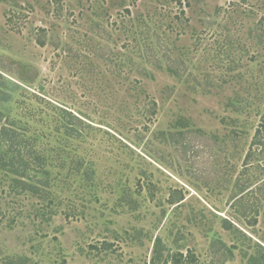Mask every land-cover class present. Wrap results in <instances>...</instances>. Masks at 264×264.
<instances>
[{
  "label": "rangeland",
  "instance_id": "obj_1",
  "mask_svg": "<svg viewBox=\"0 0 264 264\" xmlns=\"http://www.w3.org/2000/svg\"><path fill=\"white\" fill-rule=\"evenodd\" d=\"M263 115L264 0H0V264H264Z\"/></svg>",
  "mask_w": 264,
  "mask_h": 264
},
{
  "label": "trees",
  "instance_id": "obj_2",
  "mask_svg": "<svg viewBox=\"0 0 264 264\" xmlns=\"http://www.w3.org/2000/svg\"><path fill=\"white\" fill-rule=\"evenodd\" d=\"M56 109H57V108H56ZM57 110L59 111L60 115L63 114V117L66 118V119H68V124H69V125H67V127H66V131L69 133V134H68L69 136L72 135V132L74 131V130H73V127L70 126V125H79V126H82V127H84V126H86V127H90V126H88V124H87L86 122H84V121L81 120L80 118L74 116L73 113H71V112H67V111H65V110H60V109H57ZM71 121H74V122H71ZM75 122H76V123H75ZM8 129H9V128H7V131L9 132ZM13 133L15 134V132H13ZM263 134H264V115H263V117H262V122L260 123V126H259L258 130L256 131V135H255V137L259 138V137H261V135H263ZM4 135H7V133L4 134ZM15 135H18V132H17ZM252 151H253V150H251V151L248 153V156H247V157H250V156H251ZM19 181H22V180H19ZM20 183H22V182H20ZM183 200H184V199H182L180 202H182ZM225 221H226V223H227L228 226H229V225H230V222L227 221V220H225ZM183 258H184L183 254H180V255H178L177 257L172 258L171 261L168 262L167 264H169V263H172V264H183V261L186 260V259H187V264H190V263L195 264V263H196L195 259H194L193 257H191L190 255H189V256H186V259H185V258L183 259ZM255 264H260V261H257V260H256Z\"/></svg>",
  "mask_w": 264,
  "mask_h": 264
}]
</instances>
